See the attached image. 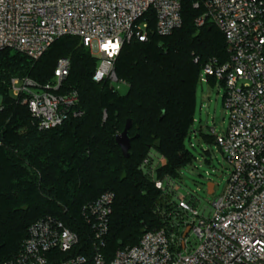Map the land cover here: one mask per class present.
Returning <instances> with one entry per match:
<instances>
[{"label": "trees", "instance_id": "trees-1", "mask_svg": "<svg viewBox=\"0 0 264 264\" xmlns=\"http://www.w3.org/2000/svg\"><path fill=\"white\" fill-rule=\"evenodd\" d=\"M203 14L200 0H181L179 29L122 46L114 73L126 84L125 94L108 81L93 80L98 61L75 36L58 38L37 61L0 51V264L20 253L30 226L47 216L75 233L78 244L67 253L49 252L46 264L79 256L90 264L93 231L83 208L106 192L114 194L101 248L107 261L118 250L138 245L144 232L167 225L176 208L174 195L158 190L141 165L155 151L165 160L155 177L178 182V172L192 163L185 141L191 133L197 136L193 124L201 72L212 60L218 65L229 60L222 33L209 23L196 26ZM61 58L70 61V72L57 94L75 90L81 115L39 130L28 107L12 95L10 82L27 77L40 86L51 83ZM207 82L218 83L213 77ZM127 120L131 148L125 159L115 138ZM199 135L215 144L210 133Z\"/></svg>", "mask_w": 264, "mask_h": 264}, {"label": "built area", "instance_id": "built-area-1", "mask_svg": "<svg viewBox=\"0 0 264 264\" xmlns=\"http://www.w3.org/2000/svg\"><path fill=\"white\" fill-rule=\"evenodd\" d=\"M200 1L204 14L195 20L196 26L214 25L229 52L227 62L210 61L202 70L206 78H200L205 82L213 77L225 88L227 129L209 133L231 169L226 188L209 204V214L199 215L187 201L188 194H178L176 181L155 177L165 160L151 151L141 170L164 195H174L176 208L167 225L144 232L138 245L118 250L107 261L101 248L114 194H102L83 208L92 223L90 264H264V1ZM181 24V0H0V51L10 49L37 61L58 38L75 36L98 61L93 80L114 86L123 83L114 64L125 43H144L153 33L168 36ZM69 72L70 61L61 58L51 83L40 86L27 77L11 80L12 95L28 107L39 130L81 115L75 108V90L57 94ZM77 244L75 233L47 216L30 226L20 253L1 264H46L49 252L67 253ZM86 263L79 256L60 264Z\"/></svg>", "mask_w": 264, "mask_h": 264}, {"label": "rangeland", "instance_id": "rangeland-1", "mask_svg": "<svg viewBox=\"0 0 264 264\" xmlns=\"http://www.w3.org/2000/svg\"><path fill=\"white\" fill-rule=\"evenodd\" d=\"M201 75L206 78L201 72ZM114 88L121 94L127 92L124 83L114 84ZM225 88L220 84L214 86L207 81L199 82L195 95V112L193 131L190 138L185 141V146L192 157V163L178 172V194H188L187 201L199 215H208V206L222 195L226 188L228 177L231 173L230 166L224 154L216 146L203 141L199 135L209 133H224L229 123L228 110L224 102ZM208 151L209 154L205 155ZM214 185V192L208 194L207 184ZM189 239H193L189 235Z\"/></svg>", "mask_w": 264, "mask_h": 264}, {"label": "water", "instance_id": "water-1", "mask_svg": "<svg viewBox=\"0 0 264 264\" xmlns=\"http://www.w3.org/2000/svg\"><path fill=\"white\" fill-rule=\"evenodd\" d=\"M130 128H131V121L127 120L123 131L115 138L116 145L119 147L125 159H128L130 157V153H129L131 148V140L129 137ZM213 187H214L213 184L211 183L207 184L206 191L208 194H212L214 192ZM187 233H188V229L185 230V232L183 233V237H185Z\"/></svg>", "mask_w": 264, "mask_h": 264}]
</instances>
